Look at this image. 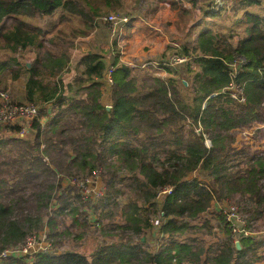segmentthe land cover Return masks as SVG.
I'll return each mask as SVG.
<instances>
[{
    "label": "trees",
    "instance_id": "obj_1",
    "mask_svg": "<svg viewBox=\"0 0 264 264\" xmlns=\"http://www.w3.org/2000/svg\"><path fill=\"white\" fill-rule=\"evenodd\" d=\"M178 2L191 5L190 10L179 9L180 19L188 15L193 20L197 12L201 19L197 27L188 29L181 45L165 48L160 67L171 77L167 80L152 75L140 77L134 68L119 63L117 54L110 64L109 86L105 78L108 66L98 53L81 57L76 69L82 68V72L70 79L75 70L71 67V50L78 38H86L94 31L100 18L118 16L124 11V0H0V52L10 53L7 59H0V89L8 91V76L12 81L24 78V101L14 98L13 101L40 107L39 118L32 126V144L0 136V165L7 167L9 176L0 178V253L22 245L37 233L42 217L37 215L35 221L30 216L12 217L17 200L11 205L1 201L40 175L52 172L67 175L75 167L91 176L99 166H107L111 157L128 174L137 175L131 181L142 203L131 205L126 224L117 229L122 234L130 232L139 237L152 230L151 218L158 217L156 236L165 239L155 253L144 251L140 244L120 242L100 247L90 258L77 252H50L33 257H7L0 264L264 261V233L259 238H240L237 250L224 216L219 214L217 222L223 239L206 245L197 237L185 236L187 231L198 229L193 222L214 202L233 192L247 196L255 205L246 219L248 230H253L254 220L264 217L261 186L264 153L248 156L246 150L227 145L228 138L224 136L256 120V110L264 101V17L250 11L264 0H235L224 8H217L215 0H171L173 6ZM57 14L56 32L47 37L48 31L35 24V18ZM221 18L228 19L230 25L216 21ZM242 24L246 27H241ZM113 45L116 46V41ZM28 55L33 57L30 67L24 60ZM166 57L187 59L181 72L187 85L176 79L179 71L164 63ZM236 57L246 60L234 82L243 87L245 104L220 94L208 98L230 85L229 65ZM105 97L110 99V107L102 103ZM48 104L50 108L45 109ZM40 116L46 119L45 127L41 126ZM3 129L12 134L18 132V128ZM78 130L82 133L77 136L69 134ZM206 137L209 147L205 144ZM68 141L73 154L63 149ZM13 146L16 148L12 149ZM58 153L60 156L56 157ZM66 156L70 165L66 164ZM197 171L206 173L212 180L211 187L197 178L188 179ZM111 178L109 189L115 188V179ZM169 188L170 195L159 201V192ZM52 191L50 186L37 194L36 199L42 200L41 207H47Z\"/></svg>",
    "mask_w": 264,
    "mask_h": 264
},
{
    "label": "rangeland",
    "instance_id": "obj_2",
    "mask_svg": "<svg viewBox=\"0 0 264 264\" xmlns=\"http://www.w3.org/2000/svg\"><path fill=\"white\" fill-rule=\"evenodd\" d=\"M145 1L148 0H140V2L139 0H124V11L120 12L118 17L125 16L130 19L129 21L131 22L132 17L136 14L141 17L148 16V20L152 22L151 24L148 23L152 26L151 29L147 26L149 35L154 34L153 28L163 30L166 33L168 42L170 41L176 43L179 39H184L188 29L197 27L198 24L196 25V22L201 19L199 16V18L194 17V19L191 20L187 15L185 16V19L177 18V20L174 16L172 17L171 21L170 13H163L157 16V12L153 13L152 8H146ZM169 1L171 2V0H167L163 1V3ZM233 1L235 2V0ZM234 2L231 0L230 2L215 0L217 8H224L227 5H232ZM184 5L187 8L188 5L191 6L189 2H184ZM136 9L137 12L134 13ZM174 10L177 11L176 9ZM250 11L264 17V2L260 6H252ZM58 18V14L54 15L53 17L41 16L36 17L34 22L35 24L40 25L43 30H47V37H50L56 32L57 26L55 25L57 24ZM216 21L219 23L224 22L226 25H230L227 22L228 19L224 20V18H221L217 19ZM49 24H52V26H49ZM74 26L79 27V23H75ZM129 26L131 25H128L126 29L122 31V33L125 35L123 34V37L120 40H117V33H115L112 25L103 24L101 22L95 23L94 31L90 33L88 39L85 42L79 40L81 38L76 40L75 48L71 50V53H74L73 58L77 59L81 54L85 53H98L104 57V60L108 66V70L111 66L110 64L112 63L113 57L118 54V61L121 59L123 62L121 64H133L136 67V75L140 77L147 75L145 74V71H147V69L152 66H146L144 70L141 67L147 64L152 65L151 59L149 58L155 57V59L160 62V59L162 58L161 56L164 53V49L161 50L162 52L159 50L156 55L149 56V52L147 51L150 49L147 46H143L145 49H143V51H138L140 54L143 53L140 56L138 55L139 58L131 56V39L133 34L127 36V30ZM233 26L238 28L237 25ZM242 26L246 27L245 24H242L241 27ZM234 40H237V38H234ZM115 41L116 46L113 45ZM119 45L122 47L121 50ZM9 56L10 53L6 51L0 52V59L2 60L7 59ZM32 59L33 57L28 55L24 60L26 63L30 64ZM174 69L179 71V75L176 77V79H180L182 84L185 86L186 81L185 79H182L181 76V72L184 70V65H176L174 66ZM150 75L153 76V74ZM183 82H185V84ZM6 84L8 86V91L6 92L9 94L11 99H13L12 93L15 94L19 84L18 82L12 81L10 76L7 77ZM102 103L106 105V107H110V99L108 97L103 98ZM256 114L258 116L257 119L249 125L241 126L224 134V136H227L228 138L227 145L233 147L236 150H246L248 156H260L264 153V101L260 107L257 108ZM40 120L41 126H44L46 123L43 121L44 117L40 116ZM69 127H72V125L70 124ZM3 130L5 129L0 128L1 137L4 136L19 138L22 141H25V143L29 142L28 144H32L33 142L34 131H32V129L27 132L24 131L23 133H19L18 135L17 133L12 134L10 132L8 133L7 131L4 132ZM79 132L82 133V131L78 130L70 132L69 134L73 133V135L77 136L79 135ZM205 144L208 147L210 146L208 137L205 139ZM14 148L16 147L13 146L12 149ZM63 149L66 151L68 150L69 154L74 153L73 147L69 141L65 146H63ZM59 156L60 155L58 153L56 157ZM49 159H47V162L52 164ZM69 159V157L66 158L67 165H70L71 163ZM106 165L107 166H99L97 169H95L99 175L96 179H94V181H91L92 178L90 175H88V172L78 171L75 167L71 169V173L67 175H65L63 172L61 173L60 171V173L52 172L47 176L40 175L36 181L24 185V188L20 189L19 192L15 191V193L18 194H10L7 200H3L1 203H9L11 205L13 200H17L12 217L19 218L23 216H30L33 217L32 220L35 221V217L37 215H42L38 228L39 230L37 233H34V236L37 238L45 237V240L51 244L50 252L52 253L60 254L66 252H77L90 258L95 250H98L100 247L107 246L111 243L118 244L120 242L124 244H140L142 249L149 253H154L156 249L158 251L160 248V242L162 243L165 240L164 238H160L158 235L152 237L150 231H146V234L138 237L130 232H124V234H122V232L117 229V226L126 224L125 218L131 210V205L138 204L141 206L142 203L139 200L136 188L132 185L131 181V179L137 175L128 174L125 169L118 166L117 161L113 157L107 159ZM0 170L3 171V173H0V178L4 179V177H9L6 173L7 167L0 165ZM111 177L115 179V188L113 189H109L108 187V181L112 179ZM195 178L204 182V185L206 186H212V180L207 177L205 172L203 173L197 171L193 173L188 179L192 180ZM72 179L76 181L80 179H88L92 183H96L98 186L104 188V197L100 200H82L80 197V191L76 189L77 186H71L69 184V181ZM9 183H12V181ZM50 186L53 187L51 194L52 199L49 201L47 207H41L40 202H42V200L39 202V199H36L37 194H40L45 190L46 187ZM261 186L264 188V183H261ZM4 188L7 192V188L9 187L6 186ZM163 196V194H159L158 200L161 201ZM111 198H114V200H111ZM217 202L219 204L216 207L211 206L210 209H208L199 217V219L193 222L198 226V229L187 231L185 233L186 237H197L200 240H203L204 243L205 241L206 243L210 244L214 243L216 240L223 239V233L221 232V228L217 222L218 214L223 216L224 210L229 207H236L238 210V217L243 221L249 219L250 214H248V212L255 207V205L250 202L247 196L234 192L231 193L229 197H225V199H222V201L219 200ZM151 222L153 225L152 230L156 233L159 227V223H157L159 222L158 217H152ZM205 222L208 224L205 225ZM251 225L253 228L252 232H250L251 236L254 237L253 235L257 234V237L259 238V232L260 234L261 232H264V217L262 216L259 220H254Z\"/></svg>",
    "mask_w": 264,
    "mask_h": 264
},
{
    "label": "built area",
    "instance_id": "obj_3",
    "mask_svg": "<svg viewBox=\"0 0 264 264\" xmlns=\"http://www.w3.org/2000/svg\"><path fill=\"white\" fill-rule=\"evenodd\" d=\"M130 19L127 17H118L117 15L110 14L106 17L99 19V22L103 24L112 25L117 33V40H120L123 37L122 31L130 25ZM187 61L184 58H174L169 57L165 59V64L169 67H174L179 64H183ZM246 64V60L242 57H236L234 62H232L230 67V79L231 83L228 87L222 89L219 92L212 93L208 98L214 97L217 95H226L237 103L243 105L245 104L246 98L244 96L243 87L235 85V80L239 74L243 71L242 68ZM111 68L108 69L106 74V82L110 86L112 85L111 80ZM205 104V103H204ZM203 104V106H204ZM40 107L23 103L18 104L11 99L7 92H4L0 89V128H18L17 135L23 133L24 131H29L32 129V126L36 120L39 118ZM41 121V120H40ZM99 173L95 171L92 173L91 181H94L98 177ZM88 179L84 180H70L69 184L71 186L76 185L80 191V197L82 200H100L104 197V188L98 186L96 183H92ZM171 188L163 189L159 194L170 195ZM158 194V196H159ZM238 210L236 207H229L223 212L224 220L227 224L228 229L232 234L234 244L239 242L242 237H250L252 231L246 228V220H241L238 217ZM51 244L50 242L43 238H37L34 235L28 237L25 242L20 246L10 247L5 249L0 253V262L7 257H33L39 253H50Z\"/></svg>",
    "mask_w": 264,
    "mask_h": 264
},
{
    "label": "crops",
    "instance_id": "obj_4",
    "mask_svg": "<svg viewBox=\"0 0 264 264\" xmlns=\"http://www.w3.org/2000/svg\"><path fill=\"white\" fill-rule=\"evenodd\" d=\"M145 5H146V8H148V9L152 8V12L153 13L157 12L156 13L157 16L161 15L163 13H166V14L170 13L171 14V17H170L171 21H172V17H174V16H175L176 20H177V18H179V15H178L179 13H177L179 9H183L184 8V9L190 10V8H191V6L188 5V8H187V7H185L184 3L181 4L179 2L177 4V6H173L170 1L169 2H165V3H163V2L162 3H156V2H153L151 0H148V1H145ZM174 9H176L177 11H175ZM197 13H195L196 14L195 18H199ZM199 22H200V20H198L196 23L198 24ZM148 23H150V24L152 23V22H150V20H148V16L147 17H143V16L141 17L138 14H136V15H134L132 17V21L130 23L131 26H129L128 30H127V36H129L130 34H133V37L131 39V50H132L131 56H135V57L139 58L138 55L140 56L143 53L140 54V53H138V51L139 50L143 51V49H145L143 46H147L150 49L147 52H149L148 54H149V56H151V55H156L159 52V50L161 51V50L164 49V51H165V48L167 46H178V45H181L183 43V41H184L183 38L179 39L178 42H176V43H173V42H170V41L168 42L167 38H166L165 31L160 30V29L153 28L154 29V34L149 35L148 27L151 29L152 26L149 25ZM124 38H125V36H124ZM87 39H88V37L81 38L79 40H81L82 42H85ZM119 48H120V50L122 49V47L120 45H119ZM87 54L88 53L81 54L77 59L73 58L74 53L72 54L71 67L73 69H75V70L72 71V74L69 76V78L71 76L72 77L75 76V74H80L82 72V68L76 69V64L80 60L81 57H83V56H85ZM117 57H119V55ZM149 59H151V62H152L151 64L152 65L147 64V65H143L141 67L144 70L146 66H152V67H149L147 69V71H145L146 72L145 74H147V75L153 74V76H157V77H160V78L166 79V80L171 77V75H169L163 68L160 67V62L157 61L155 59V57L149 58ZM119 63H123L121 59H119ZM26 64H29V63H26ZM128 65H130L129 67L136 69V67L133 64H128ZM24 81H25L24 78H19L18 81H15V82H18L19 85H18V88H17L15 94L12 93V95H13V98L16 99L17 101H22V102L24 101V83H25ZM49 106H50V104H48L45 109L50 108ZM43 121L46 122V119H44ZM218 204L219 203L216 201V202L213 203V206L216 207ZM156 233L153 230L150 231V234H152V237L156 236ZM262 233H264V232H261V234ZM261 234L259 232V235H261ZM223 235L224 234H222V236ZM253 236L257 237V234H255ZM205 243H206V241H205ZM209 244L210 243H206V245H209ZM95 251H97V250H95ZM156 251H157V249L155 250V252ZM256 264H264V261L256 263Z\"/></svg>",
    "mask_w": 264,
    "mask_h": 264
},
{
    "label": "water",
    "instance_id": "obj_5",
    "mask_svg": "<svg viewBox=\"0 0 264 264\" xmlns=\"http://www.w3.org/2000/svg\"><path fill=\"white\" fill-rule=\"evenodd\" d=\"M27 66L28 67H30V65L29 64H27ZM184 84H185V82H183ZM186 85V84H185ZM235 247H236V249L237 250H239L240 249V245H239V242H237L236 244H235Z\"/></svg>",
    "mask_w": 264,
    "mask_h": 264
}]
</instances>
